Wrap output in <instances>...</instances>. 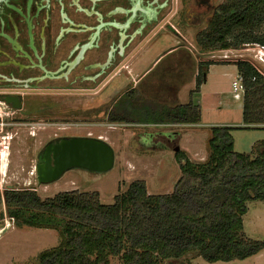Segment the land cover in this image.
Wrapping results in <instances>:
<instances>
[{
    "label": "trees",
    "instance_id": "obj_1",
    "mask_svg": "<svg viewBox=\"0 0 264 264\" xmlns=\"http://www.w3.org/2000/svg\"><path fill=\"white\" fill-rule=\"evenodd\" d=\"M195 42L203 51L264 44V0H223L195 33ZM225 62L234 64L241 78V127L264 129V74L244 59L200 61L195 87L183 104L154 110L140 104L132 88L122 96L128 99L120 112L115 103L107 118L130 123L131 111L139 110L154 113V123H198L201 107L195 95L209 64ZM232 129L209 128L204 162H193L183 150L175 152L180 175L170 193H148L141 179L109 204L100 201L97 190L74 188L42 198L31 187L4 188L0 207L17 226L58 228L63 222L62 244L43 250L39 264H109V256L119 257L121 264H163L190 253L207 262L244 259L264 249V240L246 236L243 229L247 203L264 200V139L255 141L250 153L237 152Z\"/></svg>",
    "mask_w": 264,
    "mask_h": 264
},
{
    "label": "rangeland",
    "instance_id": "obj_2",
    "mask_svg": "<svg viewBox=\"0 0 264 264\" xmlns=\"http://www.w3.org/2000/svg\"><path fill=\"white\" fill-rule=\"evenodd\" d=\"M222 1L210 0L214 6ZM175 6L174 2L170 14L175 11ZM170 14L166 20L169 19ZM187 17L188 24L179 25L181 33L179 36H174L166 30H159L163 24L161 22L155 28V31L159 30V33L149 41L144 39L139 44L140 54L133 59H127V61L125 59L124 62L129 64L128 69L134 78L139 76L142 69L148 67L143 75V77L146 76L143 79L146 86L152 88L153 85L158 84L159 88L167 93H172L173 90L176 92L179 89L178 98L181 103H185L189 99L188 90L193 87V82L189 83L191 81L189 78L200 61L244 59L254 62L264 74V63L258 64V61L254 59L256 49L243 50L242 46L238 49L201 50L195 42V33L206 26L209 16L205 17L198 26H191L189 21L192 17L190 15ZM174 46L179 47L178 51L166 56L163 54L154 64H151L161 53ZM211 65L213 66L207 68L209 75L205 89L196 94L200 101L201 123L195 128L191 127L193 130L178 125L157 127L152 122L154 113L139 110L131 111L134 122L130 123L111 122L102 112L80 113L84 111L82 109L84 106L96 102L97 95L94 94L85 98L60 97L57 99L53 103L54 113L44 116L43 128H32L36 130L35 134L23 132L22 128H18L16 134L14 131H3L1 134L6 137L0 138L2 142L0 149L3 147L0 152V191L4 188L31 187L45 198L58 191L74 188L81 191L97 190L100 201L109 204L113 202L115 194L125 191L132 181L141 179L145 181L148 193H170L180 175L174 148L178 146L179 150H183L193 162H204L208 155L209 128L213 125L233 127L231 135L234 150L250 153L251 145L257 140L264 139V129L241 127L243 126L242 89L238 88L234 91L232 88V81L238 83L234 64L225 62L211 63ZM122 75L128 74L123 71L120 76L114 77L108 91L121 84ZM110 77L111 75L108 79ZM142 91H145L147 97H155L154 93H147V89ZM127 99L128 97H122L119 102H116V111L120 112L124 100ZM155 99L157 98L151 100ZM110 101L108 97V105ZM148 105L154 110L165 107L154 102ZM78 111L80 112L76 113ZM126 113L129 112L125 111ZM73 135L101 139L104 137L103 140L114 150L113 168L105 173L71 169L55 182L39 184L35 172L38 150L52 138ZM3 151L6 153L5 158L2 156ZM62 227L63 222L58 224V228L51 226L40 228L26 224L17 226L13 219L5 214V208L2 205L0 207V264H39L38 255L43 250L57 248L62 244ZM243 229L246 236L264 240V200L247 203V212L243 216ZM109 264H121V259L109 256ZM163 264H264V249L244 259L207 262L200 256L190 253L176 260H165Z\"/></svg>",
    "mask_w": 264,
    "mask_h": 264
},
{
    "label": "flooded vegetation",
    "instance_id": "obj_3",
    "mask_svg": "<svg viewBox=\"0 0 264 264\" xmlns=\"http://www.w3.org/2000/svg\"><path fill=\"white\" fill-rule=\"evenodd\" d=\"M213 8L210 0H0V138L18 128L35 134L32 128H43L44 116L54 113L60 97L95 94L96 102L76 113L106 117L134 85L146 86V76L134 78L124 62L140 54L139 44L159 30L179 36L187 16L198 26ZM123 71L124 81L108 91ZM148 92L155 95L151 87Z\"/></svg>",
    "mask_w": 264,
    "mask_h": 264
},
{
    "label": "water",
    "instance_id": "obj_4",
    "mask_svg": "<svg viewBox=\"0 0 264 264\" xmlns=\"http://www.w3.org/2000/svg\"><path fill=\"white\" fill-rule=\"evenodd\" d=\"M176 146L174 151H178ZM113 148L100 137L64 136L47 142L35 163L39 184L59 180L67 170L81 169L92 173H105L114 166Z\"/></svg>",
    "mask_w": 264,
    "mask_h": 264
},
{
    "label": "crops",
    "instance_id": "obj_5",
    "mask_svg": "<svg viewBox=\"0 0 264 264\" xmlns=\"http://www.w3.org/2000/svg\"><path fill=\"white\" fill-rule=\"evenodd\" d=\"M178 49H179V47H172V48H170V49H168L167 51H165V53H164V55L166 56V55H168V54H170V53H174V52H176V51H178ZM188 49V48H187ZM189 50V49H188ZM163 55V53H161L158 57H156L155 59H154V61H153V63H151V64H154V62H156L159 58H161V56ZM139 59V58H138ZM134 64H135V62H134ZM198 64H199V62H198ZM211 66H213V65H209L208 66V68H210ZM234 67H235V69H236V66L234 65ZM147 68L148 67H146L145 69H142L141 71H140V77H143V75L146 73V71H147ZM198 66L196 67V69H194V71H193V73L191 74V77L189 78V80H191L189 83H191V82H193V87L191 88V89H193L194 87H195V80H196V75H197V73H198ZM236 72H237V70H236ZM208 75H209V73H208V71H207V73H206V78H205V81H204V83L201 85V87H200V91H202L203 89H205V87H206V83H207V78H208ZM150 87V86H149ZM148 86H139V87H135V85H134V87L133 88H135L136 90H137V92H138V94H142L141 93V90H144L145 88L147 89V88H149ZM176 87V86H175ZM152 88H154V89H158L157 91H155V97H153V99L154 98H157V99H155V100H151V102H154V103H157V104H160V105H164L165 107H171V106H173V105H175V104H183V103H181V101L179 100V98H178V92H179V89H177L176 90V92H174V90H173V92L172 93H167V92H165V91H163L161 88H159V86H158V84L157 85H153L152 86ZM139 89V90H138ZM191 89H189L188 90V94H189V91L191 90ZM162 90V91H161ZM140 91V92H139ZM161 91V92H160ZM160 92V93H159ZM189 97V96H188ZM195 100H196V102L200 105V101H199V99L197 98V95H195ZM150 102V100L149 101H147L143 96H141L140 95V100H139V103L140 104H143V103H151ZM186 103V102H185ZM163 108V107H162ZM201 123V119H200V121L198 122V123H195V124H167V123H154L153 122V124L154 125H157V127L158 126H161V127H168V126H171V125H178V126H180V127H188V128H186V129H192L193 130V128H195V126H197V125H199ZM191 127H193V128H191ZM187 133H189V132H187ZM179 135V134H178ZM103 139H105L104 137H103Z\"/></svg>",
    "mask_w": 264,
    "mask_h": 264
},
{
    "label": "built area",
    "instance_id": "obj_6",
    "mask_svg": "<svg viewBox=\"0 0 264 264\" xmlns=\"http://www.w3.org/2000/svg\"><path fill=\"white\" fill-rule=\"evenodd\" d=\"M256 49V53L254 54V59L258 61L257 63H264V44H257V43H246L243 45V50H254ZM227 57V55H224V57ZM251 62V61H250ZM253 66L262 73L258 67L255 65L254 62H251ZM238 83L236 81H232V88L234 91H236L238 88L242 89L241 86V78L238 76Z\"/></svg>",
    "mask_w": 264,
    "mask_h": 264
},
{
    "label": "bare ground",
    "instance_id": "obj_7",
    "mask_svg": "<svg viewBox=\"0 0 264 264\" xmlns=\"http://www.w3.org/2000/svg\"><path fill=\"white\" fill-rule=\"evenodd\" d=\"M3 158H5L6 156V153L3 151V154H2ZM6 163V162H5ZM30 181V180H29Z\"/></svg>",
    "mask_w": 264,
    "mask_h": 264
}]
</instances>
